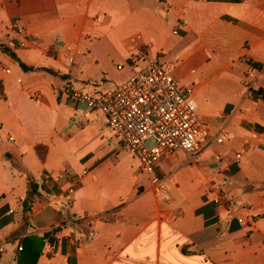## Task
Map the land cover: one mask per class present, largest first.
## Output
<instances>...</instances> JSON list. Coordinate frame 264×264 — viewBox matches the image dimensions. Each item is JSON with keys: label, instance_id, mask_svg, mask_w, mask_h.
Returning <instances> with one entry per match:
<instances>
[{"label": "crops", "instance_id": "obj_1", "mask_svg": "<svg viewBox=\"0 0 264 264\" xmlns=\"http://www.w3.org/2000/svg\"><path fill=\"white\" fill-rule=\"evenodd\" d=\"M94 3L105 17L130 19L122 45L132 73L144 48L193 97L212 86L223 93L215 103L193 99L211 134L223 127L230 138L196 159L176 152L162 160L161 192L134 156L124 192L117 151L109 158L92 145L117 139L105 117L61 93L65 82L107 80ZM57 44L73 45L72 63L55 54ZM250 62L260 65L252 89ZM72 177L67 210L60 203ZM214 185L253 223L229 219ZM73 232L79 247L65 241ZM0 249V264H264V0H0Z\"/></svg>", "mask_w": 264, "mask_h": 264}, {"label": "built area", "instance_id": "obj_2", "mask_svg": "<svg viewBox=\"0 0 264 264\" xmlns=\"http://www.w3.org/2000/svg\"><path fill=\"white\" fill-rule=\"evenodd\" d=\"M16 30L24 35L22 28L17 27ZM174 33L177 34V30ZM29 41L25 34L23 44ZM55 48V54L62 50L68 56V61L73 62L76 51L72 44H57ZM137 56L144 61L143 65L120 86L105 89L92 84L87 88H75L70 82H65L61 93L74 104H85L100 111L121 146L138 160L139 171L148 177L150 189L161 192L165 189V184L157 174V169L162 160L176 152H183L194 159L199 158L212 143L222 144L230 136L223 127L216 134H211L198 114L192 90L181 86L159 57L150 58L144 48ZM122 68V65H117L118 70ZM257 69L260 67L250 62L245 82L250 89L258 77ZM245 144H248L247 140ZM242 156V152L235 154L236 164L240 163ZM76 188V180L72 177L60 203L63 209H73ZM213 190L216 193L214 203L225 210L229 219H234L239 224L253 223V217L234 214L236 203L220 185H214ZM88 217L83 215L80 221L87 220ZM67 226L72 228L75 225L71 222L68 225L63 223L52 227L50 231L57 234ZM65 241L75 247L83 243L82 237L74 232L66 236ZM17 249L22 251V245H18Z\"/></svg>", "mask_w": 264, "mask_h": 264}, {"label": "rangeland", "instance_id": "obj_3", "mask_svg": "<svg viewBox=\"0 0 264 264\" xmlns=\"http://www.w3.org/2000/svg\"><path fill=\"white\" fill-rule=\"evenodd\" d=\"M95 3L93 4V6H96V8L90 15L91 17L98 18L95 26L103 30V34L100 36L99 41L96 43L95 47L100 54L104 55L105 58V62L103 63L101 68L98 67V69L102 76L106 77L107 80L98 81L99 78H94V80L98 82V86L101 88L103 87L105 89H113L126 82L133 75L129 67V62L125 60L126 50L124 45H122V37L125 36L123 35V33L131 29L130 19L124 20V23L121 18L115 14V12L108 14V16L110 17H105L104 13L101 11V9H98V5H96ZM109 53L112 54L111 57L108 55ZM117 64H121L122 67H124L123 70H118L116 68ZM218 89L219 86L208 87L193 98H195V100L199 102L201 100V105H204L206 102H218L223 97V93H219ZM224 144L222 143V145ZM92 145H95L96 152L99 155L108 156L109 158L113 157V153L117 151V157L119 158V160H121V165L123 168L121 174L123 179L125 180L123 183V189L124 192L128 191L131 187L130 183L134 179L132 177L129 180V172L131 170L130 168H132V171L136 170V162L132 158V155L121 145H119L117 139H115L112 135H110V139L107 138L104 140V142L94 140L92 141ZM213 156L216 158L217 156L220 157L221 154L216 153ZM125 165L129 166L130 168L127 169ZM142 178H146V175H142Z\"/></svg>", "mask_w": 264, "mask_h": 264}, {"label": "trees", "instance_id": "obj_4", "mask_svg": "<svg viewBox=\"0 0 264 264\" xmlns=\"http://www.w3.org/2000/svg\"><path fill=\"white\" fill-rule=\"evenodd\" d=\"M6 51H8L15 59H17L18 60V62L20 63V65H21V67L23 68V69H28L29 67H27L23 62H21L17 57H16V55L13 53V52H11V51H9V50H7L6 49ZM255 66H258V67H260V65L259 64H254ZM29 69H31V68H29Z\"/></svg>", "mask_w": 264, "mask_h": 264}]
</instances>
